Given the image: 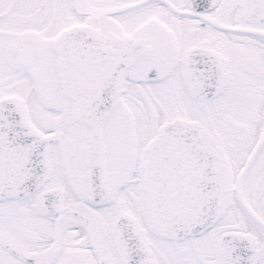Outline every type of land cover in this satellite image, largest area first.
<instances>
[{"label":"snow or ice","instance_id":"6c2138e0","mask_svg":"<svg viewBox=\"0 0 264 264\" xmlns=\"http://www.w3.org/2000/svg\"><path fill=\"white\" fill-rule=\"evenodd\" d=\"M0 264H264V0H0Z\"/></svg>","mask_w":264,"mask_h":264}]
</instances>
